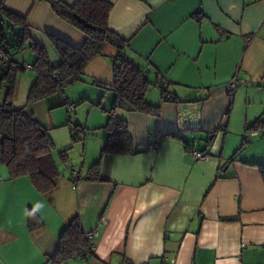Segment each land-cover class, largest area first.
Returning a JSON list of instances; mask_svg holds the SVG:
<instances>
[{
    "label": "crops",
    "instance_id": "0c3cea01",
    "mask_svg": "<svg viewBox=\"0 0 264 264\" xmlns=\"http://www.w3.org/2000/svg\"><path fill=\"white\" fill-rule=\"evenodd\" d=\"M109 1V27L128 42L120 53L147 71L145 100L159 111L116 106L110 84L120 53L107 45L93 57L84 77L102 92V111L126 122L134 153L101 154L107 131L96 139L83 137L75 158L80 169L69 163L77 179L62 175L50 196L38 192L28 176L10 178L0 166V264H53L58 239L75 215L84 230L98 234L91 253L61 264H264V182L258 166L264 164V129L243 138L248 126L264 121V0ZM3 7L24 17L30 36L45 47L55 49L49 34L74 46L84 42V34L46 0H4ZM54 51L49 58L57 63ZM16 53L21 56L14 59L23 58V51ZM23 72L12 105L47 127L28 108L35 75ZM235 74L244 83L230 96L228 81ZM58 99L43 100L51 109ZM51 122L54 126L53 117ZM153 134L163 137L149 148ZM193 136L206 158L194 159L186 147ZM99 158L101 179H87L88 167ZM30 209L42 222L35 229L29 227Z\"/></svg>",
    "mask_w": 264,
    "mask_h": 264
},
{
    "label": "trees",
    "instance_id": "16d2710c",
    "mask_svg": "<svg viewBox=\"0 0 264 264\" xmlns=\"http://www.w3.org/2000/svg\"><path fill=\"white\" fill-rule=\"evenodd\" d=\"M46 1L49 2L56 15L81 31L85 39L81 46H74L57 35L49 34L51 43L60 55L59 62L53 63L47 49L28 33L24 17L5 9L3 7L4 0H0V50L6 52L9 59L18 64V68L14 71L0 68V90L2 88L6 90L5 101L0 103V166L6 168L10 178L28 176L38 192L50 196L62 176L60 165L69 167L68 152L67 149L59 151L56 160L53 156L54 143L47 129L31 113L12 105L18 74L25 71L22 64L27 62L21 63L14 59L7 47L4 46L9 36L5 27L11 28L14 32L10 38L12 44L9 46L14 47L15 50L27 48L35 55L34 61L30 65V70L35 78L26 97L27 103L51 99L62 94L65 87L83 78L88 62L93 57L101 55L105 46L112 45L120 53L128 42L109 27L111 1L76 0L72 4H67L63 0ZM2 24L4 25L2 26ZM146 75L147 71L145 74V70L138 67L127 56L122 53L117 55L113 82L110 84V89H113L116 94L115 105L127 104L131 110L156 114L159 111V106L149 104L145 100V91L149 86ZM160 88L163 98L168 99L163 84ZM119 99H122L121 103L118 101ZM104 127L107 135L101 148V154L129 155L134 153L133 140L124 120L109 111ZM73 129L78 131L77 128L71 127L72 132ZM260 129H264V121L256 120L246 128V131H255L257 134ZM215 133L216 131L209 133L207 143L213 140ZM166 136L178 137L179 134L164 135V137ZM151 137L154 142L149 148H156L163 136L153 134ZM72 138L77 139L78 136ZM197 140L196 136L188 138L185 142L186 147L206 152L196 148ZM258 166L264 182V164ZM100 169L99 158L88 167L86 178L100 180ZM76 177V172L71 168L69 178L74 181L77 179ZM28 220L30 229L42 225L38 216L31 209ZM86 231L79 216L71 217L50 257L52 263L61 264L72 257H82L91 253L93 250L91 243L95 236H86Z\"/></svg>",
    "mask_w": 264,
    "mask_h": 264
},
{
    "label": "rangeland",
    "instance_id": "374dc122",
    "mask_svg": "<svg viewBox=\"0 0 264 264\" xmlns=\"http://www.w3.org/2000/svg\"><path fill=\"white\" fill-rule=\"evenodd\" d=\"M3 25L4 24H2V26ZM5 29L9 33V36L4 46L7 47L12 55L20 57L21 53H16L18 50H15L14 47L9 46L12 44L10 38H12L14 32H12L11 28H7V26L5 27ZM45 48L47 49L48 54H50L53 58L52 55L53 52H55V49L53 47L52 49H50V47ZM21 51H23L22 54L24 56L19 60V62L22 63L23 61H26L29 65H31L34 61L35 55L32 52H27L25 50ZM54 60L58 61L59 58L56 57ZM24 72L27 76L29 74L31 76L34 75L31 70H27ZM1 90L3 92L1 93V95L4 98L6 90L4 88H2ZM101 95L102 92L94 84V82H92L90 77L83 76L81 80L76 81L74 84H71L63 89V93L58 95V100H60L61 103L55 105L51 109L48 108L46 100L43 99L30 102V104L28 103V108H31L35 111L34 114L37 119H40V121H42L44 125L47 126L44 128L47 129L54 143L53 156L56 160L58 152L67 149L69 163L74 165L76 167L75 169H80L79 166L75 163V158L78 159L82 152V138L87 135H91L92 138L96 139L101 132H106L104 125L106 124L108 115L107 112L102 111L103 106L100 104ZM93 103L94 105H92ZM105 107L106 109H108L109 106ZM102 114L104 115V117L102 116ZM52 117L53 122H55L54 126H51ZM71 127L77 128L78 131L73 129L72 132ZM77 136L79 140H77L78 138H72ZM60 168L62 175H64L65 177L70 175L69 167L60 165Z\"/></svg>",
    "mask_w": 264,
    "mask_h": 264
},
{
    "label": "built area",
    "instance_id": "2783aa9c",
    "mask_svg": "<svg viewBox=\"0 0 264 264\" xmlns=\"http://www.w3.org/2000/svg\"><path fill=\"white\" fill-rule=\"evenodd\" d=\"M249 40H250V36L245 38V42L246 43L249 42ZM22 67L24 68L25 71L31 69V66L29 64L25 63V62H23ZM0 68H3L4 70H13L14 71V70H16L18 68V64L12 62L9 59V56L6 54V52H4L3 50H0ZM145 74H146V71H145ZM157 78H158V85L160 87H162V84H161V80L162 79L160 78V76H158ZM242 83H244V80L241 77H239L237 74H235L228 81V91H227L228 94L230 96H233L237 86H239ZM118 101L121 103L122 99H119ZM255 134H256L255 131H246L245 130L244 133H243V137H244L245 140H248L251 136H253ZM191 154L193 155L194 159H196V160H200V159L206 158V156H207V152H202V151L194 150V149H191ZM97 234H98V232H97L96 229H92V230H89V231L85 232V235L88 236V237L96 236ZM91 248L92 249L94 248V243L93 242L91 243ZM172 262H175V260H172ZM123 264H133V263H131L130 261H125Z\"/></svg>",
    "mask_w": 264,
    "mask_h": 264
}]
</instances>
